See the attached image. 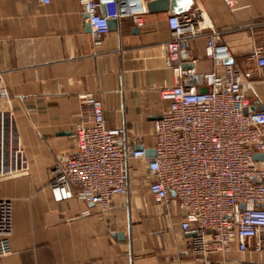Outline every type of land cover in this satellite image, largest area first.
Listing matches in <instances>:
<instances>
[{
    "label": "crops",
    "instance_id": "obj_1",
    "mask_svg": "<svg viewBox=\"0 0 264 264\" xmlns=\"http://www.w3.org/2000/svg\"><path fill=\"white\" fill-rule=\"evenodd\" d=\"M190 3L206 25L220 30L248 108L264 107V68L255 63L256 49L264 50V0H235L234 10L223 0ZM168 14L147 12L143 27L120 19L95 38L78 0H0V77L8 88L3 107L14 115L29 161L27 171L0 176V197L14 202L1 264H264V249L242 251L235 241L223 253L196 260L177 202L167 207L149 193L140 160L131 162L126 194L108 210L77 195L51 199L46 169L73 148L72 130L88 109L83 94L101 101L108 126L123 129L126 143L153 149V124L167 107L158 92L175 82L164 61ZM207 33L192 40L194 62L186 65L223 75V67L205 56ZM260 161L264 166V157Z\"/></svg>",
    "mask_w": 264,
    "mask_h": 264
},
{
    "label": "built area",
    "instance_id": "obj_2",
    "mask_svg": "<svg viewBox=\"0 0 264 264\" xmlns=\"http://www.w3.org/2000/svg\"><path fill=\"white\" fill-rule=\"evenodd\" d=\"M78 1L95 38L109 30V19L130 18L143 27L148 12L146 0ZM223 1L235 9V0ZM166 23L170 39L164 44V61L175 82L158 92L167 107L153 124L154 155L126 143L123 129L108 126L101 101L83 94L80 99L88 109L72 130L73 148L46 169L51 199L58 203L77 195L108 210L115 197L126 194L131 162L140 160L150 177L149 193L167 207L177 202L179 225L196 260L223 253L234 241L239 250L261 252L264 166L254 156L264 153V110L248 109L241 77L226 62L230 54L221 32L205 24L197 5L169 12ZM204 30L205 56L223 67V75L186 65L194 62L192 40ZM255 63L264 68L261 47ZM7 98L0 77V176L29 168L14 115L3 107ZM13 214V200L0 197V264L9 251Z\"/></svg>",
    "mask_w": 264,
    "mask_h": 264
},
{
    "label": "water",
    "instance_id": "obj_3",
    "mask_svg": "<svg viewBox=\"0 0 264 264\" xmlns=\"http://www.w3.org/2000/svg\"><path fill=\"white\" fill-rule=\"evenodd\" d=\"M191 2V0H148L146 2V6H147V10L150 13H154V12H177L180 13L182 12L185 7ZM86 15H84L85 17ZM116 21L115 19H109L107 21L108 23V29H112L115 27L116 25ZM88 28H90L89 24H86ZM226 62L228 63H232L231 59L226 60ZM249 110H258V111H262L264 110V107H259V106H255V107H250L248 108ZM160 118V116L158 117ZM136 148H142L141 145H138ZM154 149H147L146 153L149 156H153L154 155ZM256 159H262L264 157V154L262 153H258L254 156ZM250 208V206H248ZM262 207L264 208V204L262 205ZM118 236H121L120 233L118 234Z\"/></svg>",
    "mask_w": 264,
    "mask_h": 264
}]
</instances>
